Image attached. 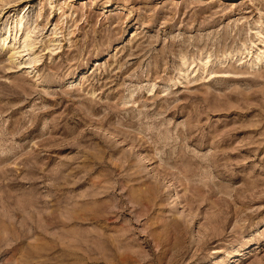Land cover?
Here are the masks:
<instances>
[{
    "label": "rangeland",
    "instance_id": "1",
    "mask_svg": "<svg viewBox=\"0 0 264 264\" xmlns=\"http://www.w3.org/2000/svg\"><path fill=\"white\" fill-rule=\"evenodd\" d=\"M0 264H264V0H0Z\"/></svg>",
    "mask_w": 264,
    "mask_h": 264
},
{
    "label": "bare ground",
    "instance_id": "2",
    "mask_svg": "<svg viewBox=\"0 0 264 264\" xmlns=\"http://www.w3.org/2000/svg\"><path fill=\"white\" fill-rule=\"evenodd\" d=\"M23 17V16H22ZM22 18H19V19H17V21H15V23H14V25H13V28H15L16 30H17V32L18 31H20V29H21V27H22ZM24 35L21 37V45H22V48L24 47L25 48V46L27 47V44H26V42H28L27 40H28V37H29V32L28 31H26L25 33H23ZM29 47V46H28ZM36 60V59H35Z\"/></svg>",
    "mask_w": 264,
    "mask_h": 264
}]
</instances>
